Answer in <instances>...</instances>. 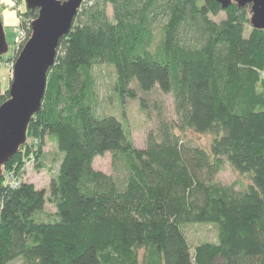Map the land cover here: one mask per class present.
I'll list each match as a JSON object with an SVG mask.
<instances>
[{
	"label": "trees",
	"instance_id": "obj_1",
	"mask_svg": "<svg viewBox=\"0 0 264 264\" xmlns=\"http://www.w3.org/2000/svg\"><path fill=\"white\" fill-rule=\"evenodd\" d=\"M22 16L19 50L36 10ZM249 16L215 0H84L26 130L55 145L57 170L47 189L6 183V171L21 177L26 144L3 166L0 264H264V30ZM102 64L117 99L155 113L143 148L98 110ZM105 153L112 174L93 167ZM226 166L248 182L220 183ZM191 224L214 226L215 240L192 245Z\"/></svg>",
	"mask_w": 264,
	"mask_h": 264
},
{
	"label": "rangeland",
	"instance_id": "obj_2",
	"mask_svg": "<svg viewBox=\"0 0 264 264\" xmlns=\"http://www.w3.org/2000/svg\"><path fill=\"white\" fill-rule=\"evenodd\" d=\"M63 1V0H62ZM27 10L24 0H0V19L4 28L6 41L8 44L7 53L0 56V92H8L13 77V67L19 46L24 35L22 14ZM109 15L111 14L108 9ZM220 14L218 17H222ZM95 77V90L97 93V104L99 112L112 114L125 126L127 125L133 143L137 148H143L147 133L155 127V113L151 110L145 113L140 110L137 99H117L114 91L115 74L112 67L102 64L93 68ZM153 99H161L164 104V114L166 118L172 117V100L167 94H154ZM150 98V100H152ZM159 101V100H157ZM192 142L201 146H207L211 138L210 134H197L192 131L186 132ZM26 147L22 151L23 163L21 166V177L14 176L13 172L6 171L7 182L11 178L17 183L22 181L32 183L38 189H47L51 173L57 170L61 155L58 153L55 145L48 137L41 140L38 137L26 134ZM24 144V145H25ZM23 145V146H24ZM22 146V147H23ZM21 147V148H22ZM20 148V149H21ZM93 167L105 174H112L111 156L105 153L104 156L96 157L93 161ZM51 171L49 172L48 170ZM3 172V171H2ZM14 176V178H13ZM216 180L225 185L236 183L238 188H242L248 182V177L233 171L226 166L217 176ZM14 181V182H15ZM47 210L52 211L53 207L47 205ZM185 234L192 245L202 240H215V228L212 225H186ZM12 264H21L16 261Z\"/></svg>",
	"mask_w": 264,
	"mask_h": 264
},
{
	"label": "water",
	"instance_id": "obj_3",
	"mask_svg": "<svg viewBox=\"0 0 264 264\" xmlns=\"http://www.w3.org/2000/svg\"><path fill=\"white\" fill-rule=\"evenodd\" d=\"M84 0H24L28 10H36L30 34L13 67L8 98L0 103V178L3 166L26 143V130L39 111L47 73L54 65L59 40L68 34L73 18ZM222 10L231 4L249 7V25L264 30V0H215ZM8 44L0 19V56ZM1 97V92H0Z\"/></svg>",
	"mask_w": 264,
	"mask_h": 264
},
{
	"label": "built area",
	"instance_id": "obj_4",
	"mask_svg": "<svg viewBox=\"0 0 264 264\" xmlns=\"http://www.w3.org/2000/svg\"><path fill=\"white\" fill-rule=\"evenodd\" d=\"M23 38L22 39H24V35L22 36ZM11 182H7V179H6V183H8V184H10V185H14V186H16L18 183L15 181V180H13L12 178H11ZM15 181V182H14Z\"/></svg>",
	"mask_w": 264,
	"mask_h": 264
}]
</instances>
